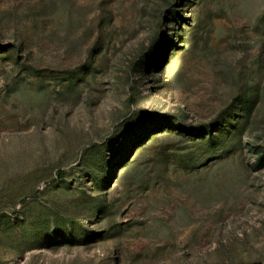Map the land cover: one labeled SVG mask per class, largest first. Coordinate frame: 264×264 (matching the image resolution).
Here are the masks:
<instances>
[{
  "label": "rangeland",
  "instance_id": "374dc122",
  "mask_svg": "<svg viewBox=\"0 0 264 264\" xmlns=\"http://www.w3.org/2000/svg\"><path fill=\"white\" fill-rule=\"evenodd\" d=\"M0 264H264V0H0Z\"/></svg>",
  "mask_w": 264,
  "mask_h": 264
}]
</instances>
